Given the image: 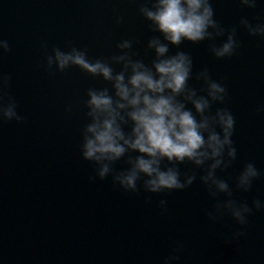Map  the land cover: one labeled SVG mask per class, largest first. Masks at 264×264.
<instances>
[{
  "label": "water",
  "instance_id": "water-1",
  "mask_svg": "<svg viewBox=\"0 0 264 264\" xmlns=\"http://www.w3.org/2000/svg\"><path fill=\"white\" fill-rule=\"evenodd\" d=\"M212 2L225 28L241 17L264 20V0L255 10L243 9L238 0ZM137 8L135 0H0V37L12 49L0 59V72L11 75L8 93L25 118L22 124L0 123V264H163L178 241L183 251L177 264H264V212L249 218L246 237L229 241L239 226L230 217L208 221L215 201L199 179L184 191L151 196V205L143 191L114 188L111 177L89 182L94 166L79 150L87 122L82 101L88 88L103 82L77 68L49 75L41 44L49 53L72 44L87 48L92 59H107L121 40L133 39L134 51L148 63L151 33ZM237 38L241 46L231 59H215L208 42H185L180 50L193 57L194 75L206 67L227 88L226 104L213 111L227 107L233 113L238 159L217 175L230 176L234 187L244 165L254 163L262 178L250 192L234 193L251 205L264 200V41L244 29ZM190 85L202 86L194 78ZM69 105L73 110L66 112ZM180 168L182 174L193 170L190 164ZM161 199L168 200L166 214L158 207Z\"/></svg>",
  "mask_w": 264,
  "mask_h": 264
},
{
  "label": "clouds",
  "instance_id": "clouds-1",
  "mask_svg": "<svg viewBox=\"0 0 264 264\" xmlns=\"http://www.w3.org/2000/svg\"><path fill=\"white\" fill-rule=\"evenodd\" d=\"M137 12L151 33L145 47V58L134 51L136 41L121 40L109 58L92 59L87 48L69 44L68 50L55 47L48 52L46 42L45 71L54 76L77 68L104 86L90 87L82 101L87 122L81 128L79 146L84 161L94 166L90 183L111 182L117 190L151 196L180 192L199 182L215 201L206 212L208 221L216 224L230 217L239 230L229 241L248 235L249 218L264 212V200H238L234 193H248L262 173L248 162L235 178L234 187L218 172L228 173L238 159L234 144L235 117L225 105L228 91L203 68L194 75L193 57L181 49L185 42L199 45L208 42V50L217 60L231 59L240 48L238 32L264 41V20L251 22L241 17L237 25L225 28L215 18L212 0H135ZM243 9L255 10L258 0H238ZM259 20V18H254ZM117 24L124 23L117 16ZM218 40L222 43L217 44ZM177 51L171 54V49ZM9 41L0 37V59L11 53ZM202 86L196 88L190 81ZM12 77L0 72V123L22 124L14 96L8 93ZM189 105L191 107H189ZM72 106L66 107L71 112ZM264 112V106L260 108ZM124 161L127 167L117 170ZM192 165L181 173V165ZM203 174L198 176V171ZM223 196L224 199H220ZM162 214L168 211V200L161 199ZM183 243L178 241L163 264H177Z\"/></svg>",
  "mask_w": 264,
  "mask_h": 264
}]
</instances>
